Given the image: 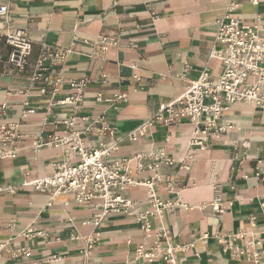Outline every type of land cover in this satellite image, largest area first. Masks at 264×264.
Instances as JSON below:
<instances>
[{
    "label": "crops",
    "instance_id": "1",
    "mask_svg": "<svg viewBox=\"0 0 264 264\" xmlns=\"http://www.w3.org/2000/svg\"><path fill=\"white\" fill-rule=\"evenodd\" d=\"M229 1L0 0L8 5L13 22L28 29L32 42L25 72L0 61V124L13 128L12 136L0 139V264H75L82 238L96 231L82 224L90 212L72 195L51 200L49 191L22 185L51 175L64 158L61 148L36 151L33 142L37 135L43 142L48 134L60 135V121L71 114L69 105L49 107L50 83L31 79L43 44L50 51L45 65L63 78L57 98L71 91L70 80L90 79L73 112L89 117L83 123L93 129L86 135L89 141L110 144L122 137L112 160L137 153L172 159L157 169L162 179L157 195L175 201L173 210L160 218L148 216L152 231L146 240L133 217L112 214L98 229L90 264H125L135 259L138 245L153 248L155 240L160 247L170 243L180 248V264L264 263V108L240 101L212 128L179 118L169 125L153 122L136 140L125 138L161 103L179 95L204 66L218 79L220 62L209 59L208 52L217 45V23L226 14L250 25L259 17L264 41V0H235L237 6L227 13ZM65 49L62 59L52 55ZM182 72L184 79L179 77ZM121 92L126 100L114 101V94ZM30 107L36 112L20 118L22 109ZM46 110L50 114L45 118ZM101 127L112 129L113 136L97 134ZM150 160L139 162L142 171L129 162L136 178L153 175L146 167ZM122 193L138 201L135 211L149 208L144 186L125 187ZM216 202L222 213L213 209ZM160 230L165 238L155 236ZM143 264L165 263L155 258Z\"/></svg>",
    "mask_w": 264,
    "mask_h": 264
},
{
    "label": "built area",
    "instance_id": "2",
    "mask_svg": "<svg viewBox=\"0 0 264 264\" xmlns=\"http://www.w3.org/2000/svg\"><path fill=\"white\" fill-rule=\"evenodd\" d=\"M250 1L256 4L259 0ZM236 6L235 0H230L227 13L234 10ZM262 30L263 24L259 17L255 24L250 25L243 23L237 16L226 14L225 18L217 23L215 35L217 45L211 47L208 52L209 59H217L220 62L221 73L218 79L214 81L207 65L204 66L195 79L187 80L179 95L161 103L153 116L129 131L125 138L136 140L138 136L144 135L153 122L160 121L169 125L179 118H187L193 121L197 127L203 124V129L212 128L219 116L231 105L240 101L264 108ZM31 50L32 42L28 29L16 25L10 15L8 5L0 4V61L4 59L17 72L23 73L27 70L28 56ZM3 52L4 55H2ZM66 52L68 49L65 51L55 50L52 55L57 59H62ZM49 53V48L43 44L31 79L50 83L49 107L69 105L71 114L60 121V135L48 134L44 142L40 140V135H37L33 142V148L37 151L42 146L59 147L62 149L64 158L56 164L51 175L23 181L22 185L30 186L36 190L49 191L51 200L59 194H70L77 205L90 212L89 218L82 224L91 225L96 231L82 238L83 247L80 251V259L75 263L90 264L93 250L100 238L98 229L106 223L112 214L120 213L133 217L140 224L143 239L146 240L152 231L148 216L160 218L163 213L173 210L176 206L175 201L162 200L157 195V188L162 183L157 169L162 163H171L172 159L162 153H137L132 157L112 160L110 157L113 152L117 151L118 143L120 139H123L122 137L114 138L110 144L89 141L86 135L93 129L83 124L89 117L85 115L76 117L73 112L78 107L83 89L90 79L84 76L70 80L71 91L65 96L57 98L63 78L60 71H54L45 65L44 62ZM179 77L184 79L185 72L180 73ZM250 78L254 80L250 82ZM41 92H44V87H41ZM95 99L101 100L100 93L96 95ZM113 100H126V93H115ZM35 112L33 107L24 108L20 118H25ZM49 114L50 112L46 110L45 118ZM209 115L212 116L209 121L202 120L203 116ZM12 129L0 124V139L2 136H5L4 139L12 136L10 132ZM96 132L100 135L108 132L111 137L114 134V131L108 127L96 129ZM9 154L14 155L15 152ZM147 157L151 160L146 167L153 170L154 173L148 178L138 179L133 175L129 162L133 160L136 164V171H142L143 166L139 162ZM25 174L27 175L28 172ZM166 182L167 186L171 185L170 181ZM129 186H144L146 188L145 201L149 205L148 209L145 211L134 210L138 201L125 197L122 193V190ZM213 206L217 213L223 212V208L218 207L217 202ZM29 232L28 230L27 233ZM155 236L165 238V233L160 230L155 232ZM179 249L170 243L160 247L156 240L153 248H147L144 243H141L136 249L135 259L126 261L125 264L134 262L143 264L145 261L152 262L155 258H160L165 264H180L176 257V252Z\"/></svg>",
    "mask_w": 264,
    "mask_h": 264
}]
</instances>
